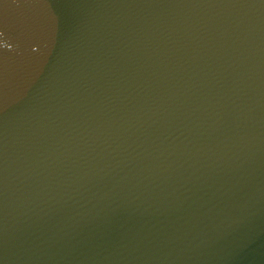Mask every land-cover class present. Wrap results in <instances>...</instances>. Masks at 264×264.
Masks as SVG:
<instances>
[{
	"label": "water",
	"instance_id": "95a60500",
	"mask_svg": "<svg viewBox=\"0 0 264 264\" xmlns=\"http://www.w3.org/2000/svg\"><path fill=\"white\" fill-rule=\"evenodd\" d=\"M0 264H264V0H0Z\"/></svg>",
	"mask_w": 264,
	"mask_h": 264
}]
</instances>
